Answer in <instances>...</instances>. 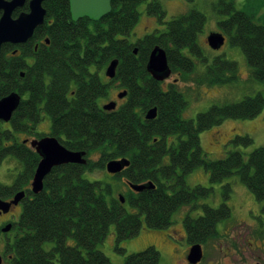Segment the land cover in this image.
I'll list each match as a JSON object with an SVG mask.
<instances>
[{
    "label": "trees",
    "instance_id": "1",
    "mask_svg": "<svg viewBox=\"0 0 264 264\" xmlns=\"http://www.w3.org/2000/svg\"><path fill=\"white\" fill-rule=\"evenodd\" d=\"M146 1L112 0L110 12L100 20L74 22L68 0H47L42 4L44 22L31 39L2 46L0 98L16 93L20 101L10 121H0V164L12 156L21 163L22 171L10 185L0 183V200L9 201L17 192H25L18 220L8 223L11 231H17L14 240L4 244L9 264H112L97 249L110 226L115 229L116 250L123 255L120 264H158L155 247L126 254L120 243L139 233L142 217L147 228L163 230L172 224V215L180 207L197 209V200L212 192V188L186 184L185 177L197 167L209 173L211 183L236 174L263 203L260 211L264 213V145L251 151L246 161L239 151L209 160L199 139L200 132L227 119L256 117L264 109V97L258 93L238 102L212 105L195 119H183L181 113L187 105L183 93L174 81L165 86L164 80L153 79L147 70L152 49L158 46L165 51L171 74L182 81L195 72L197 63L202 64L197 83L205 86L232 83L237 78V64L224 56H205L197 44L206 22L201 12L190 10L166 21L157 0H149L145 12L164 28L131 42L138 5ZM214 9L225 16L218 22L222 36L241 49L252 78L264 83V22H255L253 14L237 10L232 1L218 0ZM20 11H28L27 4L14 16ZM94 60L96 73L90 70ZM112 60H117L112 81H118L127 93L118 109L106 111L97 108V102L107 97L111 80L105 83L104 71ZM152 108H156V116L146 119ZM43 115L50 120L48 133L36 131ZM17 134L35 139L55 137L66 149L85 152L87 163L52 168L41 192L34 194L29 185L40 157ZM232 141L241 146L252 143L247 135ZM93 153L99 158L90 162L88 156ZM122 158L129 165L110 176L127 185L123 203L119 195H113L109 183L83 177L85 170H105L108 161ZM148 183L152 188L140 192L128 186ZM230 191L225 184L224 199ZM200 208L202 215L193 218L187 213L183 219L190 245L216 239V224L230 216L224 202L217 208Z\"/></svg>",
    "mask_w": 264,
    "mask_h": 264
},
{
    "label": "rangeland",
    "instance_id": "2",
    "mask_svg": "<svg viewBox=\"0 0 264 264\" xmlns=\"http://www.w3.org/2000/svg\"><path fill=\"white\" fill-rule=\"evenodd\" d=\"M149 0L138 5V20L133 27L129 40L131 42L152 33L155 29H163L164 25H160L154 16L145 12V7ZM165 12V20L172 17L187 13L190 10L201 12L206 22L203 30L197 35V44L202 49L207 58L212 59L216 56H224L226 59L234 61L237 64V78L227 85L205 86L197 83L199 74L203 72V65L197 63L195 72L187 76V81H182L178 76L170 75L164 80L165 83L173 82L176 87L183 93L187 102L185 109L181 113L183 119H195L197 113L204 112L212 105H223L227 103L238 102L246 96H255L260 93L264 97V83L256 81L252 78L251 68L247 64L244 55L239 47L232 46L228 37L224 35V44L217 50L212 49L207 44V37L211 33L222 32L219 29L218 22L223 19L214 9V4L218 0H157ZM232 1L237 10L245 11L254 15V21L257 23L264 22V0H228ZM185 53V51H184ZM119 89V88H118ZM109 90L108 101L116 97L119 90ZM125 100V99H124ZM106 101L104 104H107ZM120 103H123L121 101ZM50 128V120L47 115H43L42 120L36 127L38 133H48ZM247 135L251 138L252 143L248 146L236 145L233 143L235 136ZM20 140L35 139L32 136L17 134ZM200 146L203 153L209 160H218L223 158L229 151H239L243 154L244 160L248 158V154L255 148L264 145V109L254 118L251 119H227L220 125L213 126L199 133ZM99 158L98 153L88 156L90 162H95ZM22 171L21 163L14 157H6L0 164V183L10 185L15 177ZM83 177L90 180H100L113 186V195L126 196L128 193L127 185L124 180L118 181L104 169L94 167L91 170H85ZM188 186L193 187L200 185L212 188V192L208 197L197 200L199 207L190 210V206L180 207L172 215V224L163 230H153L146 227L142 217L143 225L139 233L129 239L123 240L120 247L125 250L126 254L135 253L144 250L148 246H153L159 252L160 259L158 264H187L182 254L187 250L188 244L186 234L183 228V219L187 213L195 218L202 215L201 205H207L217 208L221 203H226L230 208V216L216 224V230L222 239L229 243L232 234H247L253 238L251 246L247 242H238L236 244L237 264L247 263L251 260L250 249L258 248L260 250L261 262L264 264V213L260 211L262 202H259L239 180L236 174L223 180L221 183H211L209 173L203 167L195 168L185 177ZM229 184L231 187L228 199H224L222 195L223 186ZM30 186V185H29ZM128 211H132L129 205H126ZM22 205L19 203L13 207L8 213L0 214V229L12 221H17L21 213ZM256 226V227H255ZM252 230V231H251ZM17 231H8L3 233L0 231V256L1 264H9L7 254L4 255V244L6 241L12 242ZM228 233V236L225 234ZM249 233V234H248ZM183 236V238H182ZM255 238V240H254ZM214 240V239H213ZM211 240L205 246L206 257L202 264H206L207 260L220 258L219 251L220 242ZM71 244V239H68ZM237 243V242H236ZM241 245V246H239ZM176 246V247H175ZM49 247V244L44 246ZM249 250H248V249ZM97 249L101 251L110 260L112 264H120L123 262V255L116 250L115 229L110 226L109 231L104 240L97 245ZM176 249V250H174ZM244 250V251H243ZM235 251V252H236ZM212 258V259H211Z\"/></svg>",
    "mask_w": 264,
    "mask_h": 264
},
{
    "label": "water",
    "instance_id": "3",
    "mask_svg": "<svg viewBox=\"0 0 264 264\" xmlns=\"http://www.w3.org/2000/svg\"><path fill=\"white\" fill-rule=\"evenodd\" d=\"M47 0H0V50L3 45H20L26 43L35 29L41 26L45 19L46 11L43 3ZM112 0H68L70 17L72 21L86 18L91 21H98L107 15L111 10ZM27 4L28 11H20L17 16L14 13L21 10ZM224 37L219 33H211L207 37V44L212 49H219L224 44ZM136 53V51H134ZM117 66V60H112L105 69V76L113 78ZM147 70L153 79L163 81L171 75L168 66L165 51L155 46L149 54L147 61ZM126 93H120L118 97H123ZM20 96L11 93L0 98V121L9 122L14 111L17 109ZM115 106L114 102L103 105V109L110 111ZM156 116V108L147 111L145 118L152 119ZM39 155L40 160L34 171L30 182V190L37 194L43 189V180L51 172L52 168L62 164L85 165L86 153L83 151H72L66 149L59 141L52 136L41 137L40 139L24 140ZM129 165V160L122 158L111 160L105 164V170L108 174L120 173ZM129 188L135 192H140L146 188H152V184L133 185L128 184ZM25 196L24 191L17 192L11 200H0V214L8 213L13 207H16ZM121 203L124 199L119 195ZM11 225L7 224L1 229L3 233L10 231ZM202 258V249L200 244H193L188 249L186 261L189 264H197ZM2 262L0 256V264Z\"/></svg>",
    "mask_w": 264,
    "mask_h": 264
},
{
    "label": "flooded vegetation",
    "instance_id": "4",
    "mask_svg": "<svg viewBox=\"0 0 264 264\" xmlns=\"http://www.w3.org/2000/svg\"><path fill=\"white\" fill-rule=\"evenodd\" d=\"M74 22H76V21H74ZM46 42L48 43V41H46ZM36 47L37 46H35V49H36ZM94 61H95V63H94ZM94 61H93V64L91 65V67H90V70H91L92 73H94V72L96 73V71L98 69L97 68V65H96V60H94ZM104 73H105V71H104ZM104 78L107 79V80H105V83H109L110 80H111V84H110V88H109V90L111 89L110 93L112 91H116V90H119V89H120V92H116V97H115V94H114V98H112L109 101L107 99H108V96L110 94H107V97L106 98L101 99V100H98V102H97V108L104 110L102 107H103L104 103L106 101H108V102H114L115 103L114 109L113 110H110V111H115L116 109H118L124 103V101H125L124 99L126 98V94L123 97H118V95L120 93H123V92L127 93V92H126V90L124 88L120 87V83L118 81H112V78L111 79L110 78H107V77H104ZM165 86H166V83H165ZM70 93L72 95V92H70ZM121 101H123V103H120ZM246 235L247 234L243 235V234H239V233L237 235L236 234H232L229 237L231 239L229 243L225 242L222 239L223 236H219V238L217 237L216 239H214V240L219 239V240L216 241V243L217 242H220L218 244L220 246V249H219V251H217L219 253L220 258H218L217 260L216 259H212V258H211L212 260L208 259L207 262H206V264H237V261H238L237 256H238V254H237V251H236V244L238 245L239 244L238 242H244V241H246L247 242V245L248 246H251L252 241H253L252 240V241L249 242V239L250 238H253L252 235L251 236H249V235L246 236ZM225 236H228V233L225 234ZM182 238H183V236H182ZM254 240H255V238H254ZM208 242H210V241H207L206 243H201V244L199 243L201 245V249H202V258H201V260L197 264H202L205 261V257H206V249H205V246L208 244ZM190 246H192V245L188 244L187 250L184 251V253L182 254V256L184 258V261L187 264H189V263L186 261L185 258H186V255L188 253V249L190 248ZM239 246H241V245H239ZM174 250H176V249H174ZM249 251L251 252V254H250L251 260L248 261L247 263H243V264H263L261 262V260H260L261 255H260V250L258 248H256V249H250Z\"/></svg>",
    "mask_w": 264,
    "mask_h": 264
}]
</instances>
